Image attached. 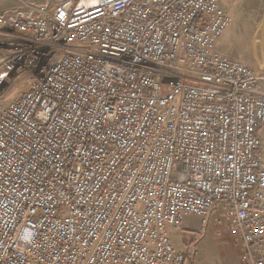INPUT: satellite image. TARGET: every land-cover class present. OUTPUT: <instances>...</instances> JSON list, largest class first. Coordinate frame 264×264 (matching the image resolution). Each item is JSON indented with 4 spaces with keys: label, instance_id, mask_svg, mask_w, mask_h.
Segmentation results:
<instances>
[{
    "label": "built area",
    "instance_id": "1",
    "mask_svg": "<svg viewBox=\"0 0 264 264\" xmlns=\"http://www.w3.org/2000/svg\"><path fill=\"white\" fill-rule=\"evenodd\" d=\"M232 21L222 0L0 12V90L29 77L0 99V264H185L173 232L214 212L264 264V68L218 48Z\"/></svg>",
    "mask_w": 264,
    "mask_h": 264
},
{
    "label": "rangeland",
    "instance_id": "2",
    "mask_svg": "<svg viewBox=\"0 0 264 264\" xmlns=\"http://www.w3.org/2000/svg\"><path fill=\"white\" fill-rule=\"evenodd\" d=\"M58 1L0 0V12L9 10L26 15L36 12L37 9L42 7L45 9L51 8ZM263 7L264 0H242L236 7H231L228 12L232 15L233 21L227 30L226 37L232 51L238 52L240 59L250 65L264 68V22L261 17ZM249 37L252 38L250 44L247 43ZM10 45V42H2L1 40L0 49ZM37 50L35 49V51ZM46 61V59L40 58L38 61L39 66L46 65L48 63ZM28 79L27 75L13 79L10 82V87L0 90V99L9 101L24 91L28 86ZM261 132L264 134V126Z\"/></svg>",
    "mask_w": 264,
    "mask_h": 264
},
{
    "label": "crops",
    "instance_id": "3",
    "mask_svg": "<svg viewBox=\"0 0 264 264\" xmlns=\"http://www.w3.org/2000/svg\"><path fill=\"white\" fill-rule=\"evenodd\" d=\"M241 1L222 0V3L230 10ZM261 17L264 22V7ZM227 30L219 38L218 48L229 56L240 58L238 52H233L230 47ZM251 40L249 37L247 43L250 44ZM201 225L200 217L190 216L182 229L173 232L174 242L186 255L185 264H247L245 247L237 241L223 215L214 212L209 215V222L204 227Z\"/></svg>",
    "mask_w": 264,
    "mask_h": 264
}]
</instances>
